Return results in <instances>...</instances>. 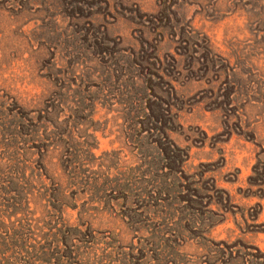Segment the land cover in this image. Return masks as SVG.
<instances>
[{"label": "rangeland", "instance_id": "rangeland-1", "mask_svg": "<svg viewBox=\"0 0 264 264\" xmlns=\"http://www.w3.org/2000/svg\"><path fill=\"white\" fill-rule=\"evenodd\" d=\"M12 181L0 264H264V0H0Z\"/></svg>", "mask_w": 264, "mask_h": 264}, {"label": "trees", "instance_id": "trees-1", "mask_svg": "<svg viewBox=\"0 0 264 264\" xmlns=\"http://www.w3.org/2000/svg\"><path fill=\"white\" fill-rule=\"evenodd\" d=\"M26 184L27 183H25L24 186ZM19 189V185L14 184L13 181L10 182L9 185L3 189V194L5 195V197H3V200L7 199L6 201H8V204L6 206L2 205L3 207H5V210L0 209V243L2 244V250L0 251L1 255H3L8 250L7 248L11 244L14 247H17L19 250H22V237L25 236L26 233H29V231L32 229L31 221H28L23 218H17L18 215L23 214V211L20 209V207L22 201L24 200V198H26L27 195V193L26 195L22 193L27 190L25 189V187H22L20 191H17ZM16 191L17 193H15ZM9 195L12 197H8ZM54 198L55 196L51 197V199L56 202V199ZM53 209H55V207H53ZM67 240L68 238L64 237L65 244L67 243ZM35 245H39V243H36ZM35 245L33 246L34 249ZM71 254L72 252H69L65 253V256L59 257L57 264H60L61 259L71 260Z\"/></svg>", "mask_w": 264, "mask_h": 264}]
</instances>
